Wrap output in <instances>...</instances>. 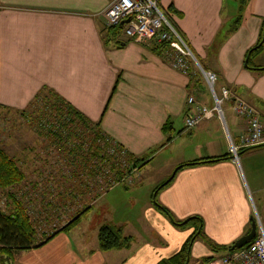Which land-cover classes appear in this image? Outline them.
Wrapping results in <instances>:
<instances>
[{
    "label": "crops",
    "instance_id": "0c3cea01",
    "mask_svg": "<svg viewBox=\"0 0 264 264\" xmlns=\"http://www.w3.org/2000/svg\"><path fill=\"white\" fill-rule=\"evenodd\" d=\"M110 1L0 0V109L21 110L41 92L52 91L99 121L102 132L140 158L144 177L152 160L163 153L170 154L166 175L174 165L227 157L181 166L157 190L155 202L172 221L152 202L156 184L141 196V185L124 187L130 189L133 209L124 215L111 195L115 185L85 200L89 208L73 227L40 247L12 253L17 264L202 263L211 256L210 245L230 246L247 233L253 208L262 227L253 196L264 192V145L240 148L233 159L228 144L229 139L236 144L245 130L230 109L232 98L251 104L264 123V33L258 49L247 52L259 38L264 0H247L235 22L237 0H156L159 7L172 4L173 23L200 66L215 74L216 93L221 86L229 89L222 104L225 128L215 117L185 128L183 118L192 109L187 95L204 106L212 103L203 77L196 70L182 74L169 67L151 41L126 37L121 28L107 31L101 11ZM174 125L178 129L173 135ZM28 128L35 139L25 144L22 157L12 150V142L2 147L10 149L15 161L19 155L31 165L36 173L32 186L50 177L58 181L46 191H65L71 173L65 159L37 133L36 125ZM174 140L180 141L173 158ZM49 149L55 156L51 161ZM98 201L110 216L85 231L82 218ZM105 224L129 238L126 247L99 249L97 231ZM191 235L186 256L179 254Z\"/></svg>",
    "mask_w": 264,
    "mask_h": 264
},
{
    "label": "trees",
    "instance_id": "16d2710c",
    "mask_svg": "<svg viewBox=\"0 0 264 264\" xmlns=\"http://www.w3.org/2000/svg\"><path fill=\"white\" fill-rule=\"evenodd\" d=\"M246 2L247 0H237V14L232 22L237 20L238 14L241 12ZM262 20L263 23L261 25L259 38L256 44L249 48L247 52H253L258 49L262 42L264 16ZM233 26H230L229 28L232 29ZM109 28H115L119 31L121 26L115 25L105 29L108 31ZM262 68L264 69V67ZM114 90L115 83L111 86L102 111L105 110L107 101ZM40 98L44 99V101H42V107H44V110L38 112L37 118L31 117V114L29 113L28 124L36 125V127H38L37 133L39 135H43L45 139L49 140L53 149L65 159V167L68 168L71 173L68 182L65 184V191L62 190L60 193L66 194L68 197L69 194H71L72 197H70V203L63 204L62 206L65 208L68 207L67 211L71 212L73 209H76L75 212H77L76 214H72L67 217L66 222L62 225L54 222L50 232H40L38 235L39 238L37 239L34 224L29 220L28 214L25 212V208L22 207L20 202L16 201L12 194H7L6 198L9 200V203H6L3 208H0L1 255H6V253L12 254L14 252L40 247L58 232L66 231L73 227L79 222L80 217L89 208L84 206L86 203L82 205L83 207L79 206L82 204L80 199L83 200V194L88 193L89 197L87 201H92L115 184L122 183L123 175L128 174L131 168L135 167L136 169H140L143 165L140 158H137L125 149V154L122 157L125 161H127L126 164L128 165L121 166L119 161L117 163L115 158L119 159L118 152L123 148V146L101 131L99 121H92L88 119L56 93L49 91L47 94H43L42 97H36L31 103V106L39 102ZM29 116L31 117L30 120ZM109 149L112 150L111 153L109 152ZM226 157V155H223L214 159L184 163L179 167L215 161ZM80 177H84L83 180L80 181ZM22 179L23 175L15 161L0 148V188L20 183ZM89 179H92V182ZM100 179H104V184L99 183L98 180ZM168 181L165 180L156 185L152 190V196L154 206L159 211L167 215L172 221V218L169 216L167 210L156 204L154 197L157 190L164 186ZM74 187L80 188V191H75ZM83 189H87L88 191H81ZM77 207L82 208L77 209ZM64 213L67 214L69 212ZM192 219H196L198 222V218ZM184 224L185 223L177 226H182ZM192 238H194L193 235L187 239L183 248H181V253L179 252V254L186 256V251L192 241ZM97 241L100 250H108L126 247L129 242V238L122 237L119 228H114L105 224L100 226L97 231ZM210 247L212 251L217 249L211 245ZM219 249L226 251L229 250V246H221ZM210 259L211 256L207 257L203 260L202 264L208 262Z\"/></svg>",
    "mask_w": 264,
    "mask_h": 264
},
{
    "label": "built area",
    "instance_id": "2783aa9c",
    "mask_svg": "<svg viewBox=\"0 0 264 264\" xmlns=\"http://www.w3.org/2000/svg\"><path fill=\"white\" fill-rule=\"evenodd\" d=\"M101 15L104 28L120 25L124 36L140 41H151L158 45L161 58L172 69L182 74H189L195 70L201 74L212 103L210 106H204L187 95L186 102L192 105V109L183 118L185 128H191L202 119L212 117L219 119L225 128L222 104L230 95L229 89L221 86L219 93H216L215 74L200 66L184 38L167 19L156 0H111L103 8ZM230 109L235 116L243 120L245 125V130L239 135L236 144L228 138V152L235 159L238 149L264 144V123L254 107L241 98L234 97L230 102ZM109 152L111 153L112 150ZM124 154L123 147L118 152L121 166L128 165L122 157ZM137 172L138 169L134 167L130 169L128 175ZM122 180L128 182L131 178L128 176L126 180L125 178ZM204 264H264V229L258 224L253 239L247 244L238 249L223 251L219 257L211 255V259Z\"/></svg>",
    "mask_w": 264,
    "mask_h": 264
},
{
    "label": "rangeland",
    "instance_id": "374dc122",
    "mask_svg": "<svg viewBox=\"0 0 264 264\" xmlns=\"http://www.w3.org/2000/svg\"><path fill=\"white\" fill-rule=\"evenodd\" d=\"M172 4H168L166 7H160L164 14L166 15L167 19L170 21V23L174 26V28L179 32L175 24L172 20V14L173 9L171 7ZM170 7V8H169ZM170 12V13H169ZM180 33V32H179ZM195 56V55H194ZM161 57V56H160ZM198 59L197 57H195ZM43 94H47L46 91L41 92L38 97H42ZM42 101L44 99L40 98V101L37 102L35 105L31 106V103L27 105L25 108L21 110H15V109H7L3 108L0 109V148L9 156L10 155V149L2 147L4 145H7L8 143L12 142V147H14V151H17L20 153L21 157V150H25V144L27 142H30L31 139H35L33 137L31 131L29 132V128L31 124H28V115L31 114V117L38 116V112L44 110V107H42ZM223 107V105H222ZM26 111V112H24ZM21 113V114H20ZM29 116V120L31 118ZM174 125L173 135L176 132L178 128H176ZM32 135V136H31ZM180 140H174L173 141V158L177 155V151L179 149L178 143ZM184 140H181V143ZM183 145V144H182ZM125 149V148H124ZM36 150L39 151L38 147H36ZM127 150V149H125ZM50 152V155L48 160H54L55 156L54 151L48 150ZM128 151V150H127ZM129 152V151H128ZM9 153V154H8ZM169 155L159 154V156L155 157L151 164L152 169H148L146 177L145 174H141V169H138L137 174H125L122 178L127 179L131 178L128 182H122L116 184L115 190H112V196H114V200L119 202L121 204V214H126L128 209V213L133 212V209L129 208V202L131 201V197L129 196L128 191L124 187H130L135 184L136 187L142 186V190L139 191V196H141L144 191H149V187L156 184H160L161 182L168 180V178L171 177L172 171L175 168L174 165L170 171H168L167 175L165 173V169L167 168L166 160L168 159ZM21 157L17 156V161H15L12 157V159L15 161L16 165L20 169L23 179L20 183L12 184L10 186H7L5 188H0V208H3L6 203H9V200H7L6 195L12 194L17 202H20L23 208H25V212L28 214L29 220L33 222L35 227V233L36 238H39V233H49L51 228L53 227V223L56 222L59 225H62L66 220L67 217L70 215L76 214L75 210L73 209L71 212L67 211L68 207H63V204L70 203V197L71 194H69V197L66 194L60 193V191H46L49 187L53 186V183L58 180L49 179L48 177L46 180H43L42 182L37 181V183L32 186V177L36 176V173L32 174V167L30 164H25L24 162H21ZM165 159V160H164ZM24 160V159H23ZM115 161H119V159L115 158ZM123 160H120V162ZM66 168V167H65ZM56 177V176H55ZM54 178V177H53ZM84 177H80V181L83 180ZM92 182V179H89ZM104 179L98 180L99 183L104 184ZM79 181V180H77ZM152 184V185H151ZM123 185V187H122ZM155 185V186H156ZM78 186V185H77ZM115 186V185H114ZM140 186V187H141ZM135 187V188H136ZM45 188V190H43ZM76 189V187H74ZM37 189V190H36ZM80 189V188H79ZM120 189V191L116 190ZM84 198L81 201V205H83L85 200L88 199V193L83 194ZM253 203L256 207V210L258 211L259 218L261 220L262 228L264 229V192L259 193L256 196H253ZM103 202L98 201L91 209L90 211L83 216V223L84 225L87 224V228L85 227V231L91 230L93 227H96L97 225L103 223L104 221H107V215H109L107 207L105 205H102ZM72 205V204H71ZM80 207H77L79 209ZM71 210V209H69ZM64 212H69L65 214ZM252 217L255 224V229L257 231L258 229V222L256 218L255 209L252 210ZM59 219V220H58ZM58 225V226H59ZM56 226V225H55ZM84 229V228H83ZM25 252V251H20ZM223 253V250H220L219 247H217L216 250H211V255L214 257H219ZM6 253V255L0 254V264H17L15 263L14 255ZM14 258V263H12L11 258ZM188 264H202L201 259H199L197 262H194L193 260H190Z\"/></svg>",
    "mask_w": 264,
    "mask_h": 264
},
{
    "label": "water",
    "instance_id": "95a60500",
    "mask_svg": "<svg viewBox=\"0 0 264 264\" xmlns=\"http://www.w3.org/2000/svg\"><path fill=\"white\" fill-rule=\"evenodd\" d=\"M126 20L127 19H125V21ZM121 23H122V21L120 22V24ZM263 29H264V26H263ZM263 33H264V31L262 32V37H263ZM245 61H246V59L244 60V65H246ZM177 168H178V166H175V168L172 171V174L174 173V171ZM152 202H154L153 196H152ZM254 235H255V224H254V221L251 219L250 223H249V230L247 231V233H245L244 235L240 236L237 240L232 242V244L229 246V250L238 249V248L244 246L245 244H247L249 241H251L253 239Z\"/></svg>",
    "mask_w": 264,
    "mask_h": 264
}]
</instances>
